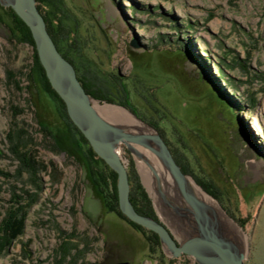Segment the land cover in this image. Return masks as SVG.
Instances as JSON below:
<instances>
[{"label":"rangeland","instance_id":"374dc122","mask_svg":"<svg viewBox=\"0 0 264 264\" xmlns=\"http://www.w3.org/2000/svg\"><path fill=\"white\" fill-rule=\"evenodd\" d=\"M54 3L47 10L56 15L55 34L98 98L90 95L130 110L147 124L161 120L164 136L154 129L184 173L246 234L244 261L264 264V0ZM3 7L0 3V171L9 175L0 173V221L19 205L26 218L23 234L0 255V264H54L62 244L71 249L61 264H197L188 255L168 256L161 244L149 256L138 236L105 210L89 176L85 145L36 75L27 79L32 48L17 41ZM179 48L183 55L177 57ZM6 70L16 72L27 89H16ZM225 104L235 108L233 114ZM11 124L26 132L25 146L47 165L37 174L39 189L28 172L17 173L6 138ZM39 126L50 130L54 142L43 137ZM118 150L155 216L182 240L185 236L173 229L177 225L185 232L182 225L171 213L162 217L153 178L147 185L139 159L123 143ZM13 193L23 196L20 204ZM28 194L35 199L29 205Z\"/></svg>","mask_w":264,"mask_h":264},{"label":"water","instance_id":"95a60500","mask_svg":"<svg viewBox=\"0 0 264 264\" xmlns=\"http://www.w3.org/2000/svg\"><path fill=\"white\" fill-rule=\"evenodd\" d=\"M0 3L10 7L29 28L39 62L51 87L64 102L68 117L97 156L116 173L118 207L122 214L130 221L156 233L164 252L170 257L188 255L197 264H247L243 252L226 237L221 227L208 214L206 206L190 192L186 183L187 174L181 170L157 130L152 127L154 133H134L105 120L96 111L92 104L93 97L83 88L73 64L58 51L46 28L43 15L37 8V1L0 0ZM120 143L125 144L132 153L135 150L133 145L149 149L169 170L191 214L188 220L192 224V232L182 240H177L161 219L141 214L133 207L129 198L127 167L118 152ZM104 264L130 262L122 260Z\"/></svg>","mask_w":264,"mask_h":264},{"label":"trees","instance_id":"16d2710c","mask_svg":"<svg viewBox=\"0 0 264 264\" xmlns=\"http://www.w3.org/2000/svg\"><path fill=\"white\" fill-rule=\"evenodd\" d=\"M37 8L43 15V18L46 22V28L52 37L58 51L75 67L73 60L67 55L66 52L60 46V42L55 34L53 19H56V15L50 16V10H47V7L55 6L54 0H36ZM3 9L10 15L12 22L15 28V36L17 41L27 43L32 48V64L29 68L28 73H26L27 79L31 76L36 75L37 79L41 83V87L43 91L46 92L49 97L52 99L55 104L56 110L59 114L68 121V125L71 127V131L78 136L81 143L85 145L84 153L86 157V162L88 166L89 176L95 185L98 193L101 196L102 203L106 208L115 210L120 217L126 219L131 225L143 230L146 233V238L149 240L150 244V252L155 253L160 248V241L158 235L152 231L146 230L144 227L128 220L124 214L118 208V198H117V188H116V173L93 151L91 146L85 137L81 134L79 129L72 123L68 114L66 112V108L62 99L58 96L55 90L51 87L42 65L39 62L37 52L35 49L34 40L32 38L31 32L26 24L15 14V12L10 7H3ZM53 13V11L51 12ZM59 21V18H58ZM176 56L180 57L183 55V51L179 48L176 51ZM77 74V78L81 82L85 91L95 98H98L97 95L90 91L86 84L82 81L81 77ZM7 80L12 82L14 87L18 90L27 89V86H20L19 80H16V72L11 70H6ZM207 88L211 90L214 95H220V93L211 85L206 84ZM220 97V96H219ZM220 99V98H219ZM228 113H232L235 111V108L231 104H225ZM161 120H156L155 122H150V124L154 127H157L160 130V134L164 136L165 130L160 126L159 122ZM39 131L42 133L44 138L52 139V134L48 128L43 126H39ZM26 133L22 128H14L11 124L9 131L6 133V138L9 143V150L14 156V158L18 161L17 173L20 174L22 171H26L30 175V180L34 182L36 187L39 189V176L37 175L40 171H46L47 165L42 161L38 160L35 157V154L32 150L25 146V139L23 134ZM80 146V144H79ZM170 148V147H169ZM173 156L174 152L172 148H170ZM176 162L180 165L183 172H187L184 166L179 163L178 159L174 157ZM1 174L9 175L5 171H0ZM129 183H130V194L129 198L133 207L137 212L151 216L153 218H157L153 213L150 207V200L147 197V194L143 191L141 185L136 181L135 177L131 175L128 171ZM204 189V188H203ZM206 189V188H205ZM207 191V190H206ZM208 192V191H207ZM14 194V193H13ZM15 202L20 204L23 200V196L20 197L18 194H14ZM29 198V203H32L35 199L31 198L30 195H26ZM25 218H26V210L23 205L17 206V208L12 209L9 208L6 212L3 219L0 221V255L6 251L12 243L17 240L24 231L25 227ZM71 249V245L62 244L57 251V255H59V259H55L54 264H61L62 260L69 255V251ZM69 264H87V263H77L75 261L69 262Z\"/></svg>","mask_w":264,"mask_h":264},{"label":"bare ground","instance_id":"6f19581e","mask_svg":"<svg viewBox=\"0 0 264 264\" xmlns=\"http://www.w3.org/2000/svg\"><path fill=\"white\" fill-rule=\"evenodd\" d=\"M92 104L96 111L105 120H108L113 124L119 125L134 133L155 132V130L153 129L154 126L142 121L141 119L136 117L135 114H133L130 110L127 111L121 107L110 104H101L94 98L92 99ZM133 146L136 150H133V155L136 159H139L138 166L143 174L145 183L150 186V182L153 178L154 195L157 200V206L162 212V217L166 219V217L168 218V213H171L177 223L182 225L181 227L185 231L181 232V228L175 225L173 226L174 232H176L177 236L180 238L184 236L186 237L189 233L192 232V224L188 220V216H190L191 214L189 213L188 205L184 202L178 190L175 180L173 179L169 170L153 152L140 145ZM186 183L190 192L197 199H199L204 204V206H206L208 214L216 221V224L221 227L226 237L231 240V242H233L236 247H238L246 256L247 236L242 228L239 227L224 212L221 206L213 198H211V196H209L199 185H197L196 182L188 174L186 175ZM165 209H167L169 212H167V210Z\"/></svg>","mask_w":264,"mask_h":264},{"label":"flooded vegetation","instance_id":"af4514ba","mask_svg":"<svg viewBox=\"0 0 264 264\" xmlns=\"http://www.w3.org/2000/svg\"><path fill=\"white\" fill-rule=\"evenodd\" d=\"M119 208V207H118ZM105 210L107 211V212H109V213H112V214H114V216L116 217V218H118L121 222H122V224L124 225V226H126V227H128L131 231H132V234L134 233L135 235H137L138 237H136V239L137 240H139L138 242H140V240L142 241V245L143 244H145L146 245V249H147V252L150 254L149 256H152V254L153 253H151L150 252V244H149V240H147V236H146V233L143 231V230H141V229H139V228H137V227H135V226H133V225H131L126 219H124V218H122V217H120L119 216V214L115 211V210H113V209H109V208H106L105 207ZM129 220V219H128ZM127 228V229H128ZM146 229V228H145ZM146 230H148V229H146ZM149 231H151V230H149ZM153 232V231H152ZM140 237V238H139ZM141 245V244H140ZM117 261H122V260H117ZM116 262V261H115Z\"/></svg>","mask_w":264,"mask_h":264},{"label":"built area","instance_id":"2783aa9c","mask_svg":"<svg viewBox=\"0 0 264 264\" xmlns=\"http://www.w3.org/2000/svg\"><path fill=\"white\" fill-rule=\"evenodd\" d=\"M119 149V148H118ZM118 152H119V150H118Z\"/></svg>","mask_w":264,"mask_h":264}]
</instances>
